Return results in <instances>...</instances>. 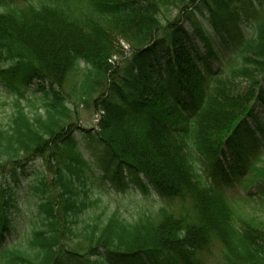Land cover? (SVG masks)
<instances>
[{
	"label": "trees",
	"instance_id": "16d2710c",
	"mask_svg": "<svg viewBox=\"0 0 264 264\" xmlns=\"http://www.w3.org/2000/svg\"><path fill=\"white\" fill-rule=\"evenodd\" d=\"M0 90V264H264V0H0Z\"/></svg>",
	"mask_w": 264,
	"mask_h": 264
},
{
	"label": "rangeland",
	"instance_id": "374dc122",
	"mask_svg": "<svg viewBox=\"0 0 264 264\" xmlns=\"http://www.w3.org/2000/svg\"><path fill=\"white\" fill-rule=\"evenodd\" d=\"M120 46L122 47L123 50H127L128 45L126 42L120 40ZM123 59V56L121 55H114L111 57V61H113L114 64L116 65H120L121 60ZM28 98H33V96H31V94H26L25 95ZM16 99V96L7 91V90H0V120L2 122H6V117L12 112L11 108L12 105L14 104ZM22 104L26 107L25 110H28L29 112L33 113V110H30L26 104H27V100H22L19 99ZM39 102V101H38ZM92 101H88V103H80V105L77 107L78 108V115H77V119L79 120V126H84L87 128H91L92 126H95L96 123V116L93 115L92 113ZM262 154V158L264 159V150L261 151ZM260 165L258 162L254 163V167ZM247 177H249V175H247ZM242 182H239L235 185H233L232 187H228L225 190V198L231 197V198H237L239 196H246V190L245 187L241 186ZM248 185V184H247ZM94 195H96V193H94ZM98 196L100 197V205L99 208H95L92 209L93 213H98L100 209H102V207L104 206H108L109 210H114L118 213H120L122 215V217H124L126 220L131 219L133 217H135L138 214L139 211V206L136 205L135 201L138 198V195H132L130 193H126V194H122L120 192H111V191H105V192H99ZM229 199V198H228ZM228 199L226 200L227 202ZM230 204V202H229ZM29 203H24L21 202V206L23 207V212H21L19 219L24 221V219L22 218L23 215H26V210L28 211L30 206ZM165 207V209L169 210V209H178V206L176 204H164L163 205ZM145 208L147 210L151 209L155 212H157V202L154 200H145ZM240 212L242 214H246V215H250L253 217H257L260 218L261 220H264V203L259 201L256 197L251 198L248 200V203L245 205V207L241 208ZM19 223V222H18ZM17 223V224H18ZM21 223H19V225H21ZM210 263V262H209Z\"/></svg>",
	"mask_w": 264,
	"mask_h": 264
}]
</instances>
